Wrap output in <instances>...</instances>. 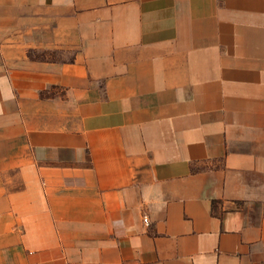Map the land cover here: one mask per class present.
<instances>
[{"label": "crops", "instance_id": "1", "mask_svg": "<svg viewBox=\"0 0 264 264\" xmlns=\"http://www.w3.org/2000/svg\"><path fill=\"white\" fill-rule=\"evenodd\" d=\"M0 264H264V0H0Z\"/></svg>", "mask_w": 264, "mask_h": 264}, {"label": "rangeland", "instance_id": "2", "mask_svg": "<svg viewBox=\"0 0 264 264\" xmlns=\"http://www.w3.org/2000/svg\"><path fill=\"white\" fill-rule=\"evenodd\" d=\"M32 56L41 57V58H49V59H58L63 56H68L67 52H40V53H31Z\"/></svg>", "mask_w": 264, "mask_h": 264}, {"label": "built area", "instance_id": "3", "mask_svg": "<svg viewBox=\"0 0 264 264\" xmlns=\"http://www.w3.org/2000/svg\"><path fill=\"white\" fill-rule=\"evenodd\" d=\"M144 221L147 223V224H149V219L148 218H144Z\"/></svg>", "mask_w": 264, "mask_h": 264}]
</instances>
